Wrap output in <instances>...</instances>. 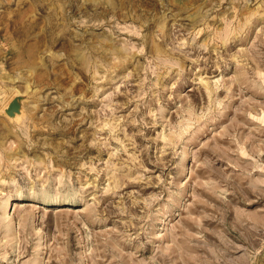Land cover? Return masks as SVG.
Returning a JSON list of instances; mask_svg holds the SVG:
<instances>
[{
	"label": "rangeland",
	"instance_id": "rangeland-1",
	"mask_svg": "<svg viewBox=\"0 0 264 264\" xmlns=\"http://www.w3.org/2000/svg\"><path fill=\"white\" fill-rule=\"evenodd\" d=\"M0 264H264V0H0Z\"/></svg>",
	"mask_w": 264,
	"mask_h": 264
},
{
	"label": "water",
	"instance_id": "water-1",
	"mask_svg": "<svg viewBox=\"0 0 264 264\" xmlns=\"http://www.w3.org/2000/svg\"><path fill=\"white\" fill-rule=\"evenodd\" d=\"M18 105H19V102L15 99V100H13L11 103H10V109H11V111H13L15 108H17L18 107Z\"/></svg>",
	"mask_w": 264,
	"mask_h": 264
}]
</instances>
